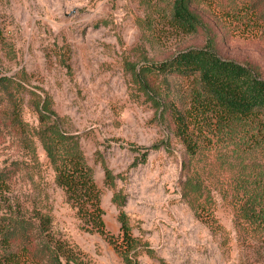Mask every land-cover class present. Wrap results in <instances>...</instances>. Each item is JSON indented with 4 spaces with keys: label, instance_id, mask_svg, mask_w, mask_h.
Here are the masks:
<instances>
[{
    "label": "rangeland",
    "instance_id": "374dc122",
    "mask_svg": "<svg viewBox=\"0 0 264 264\" xmlns=\"http://www.w3.org/2000/svg\"><path fill=\"white\" fill-rule=\"evenodd\" d=\"M171 1L0 0V75H16L25 84L24 119L31 126L39 124L34 92L51 98L94 169L106 228L115 235L121 224L113 194L126 196L139 264H264V222L242 223L237 215L246 188L261 181L264 188V142L242 140L233 148L226 138L211 151L207 175L221 229L211 227L182 196L186 154L171 131V115L157 116L132 73L203 45L209 33L222 56L254 66L264 78V0H193L204 23L193 34L174 25ZM171 86L184 92L187 81L174 78ZM37 152L39 168L17 135L0 127L7 204L17 203L19 194L31 209L50 214L53 232L75 244L88 264H126L105 236L77 217L38 141ZM203 157L196 160L200 171ZM103 164L116 177L115 189L105 184Z\"/></svg>",
    "mask_w": 264,
    "mask_h": 264
},
{
    "label": "trees",
    "instance_id": "16d2710c",
    "mask_svg": "<svg viewBox=\"0 0 264 264\" xmlns=\"http://www.w3.org/2000/svg\"><path fill=\"white\" fill-rule=\"evenodd\" d=\"M192 1L172 0L170 4L174 25L187 34L198 33L204 28L201 17L191 8ZM132 73L154 103L157 116L162 119L166 114L171 115V131L185 147L180 184L183 198L198 217L211 227L221 229L215 216L207 161L211 151L226 138L230 139V145H235L233 148L242 140L251 146L263 144L262 73L250 64L222 56L216 38L209 33L203 45L142 66L140 71L133 68ZM174 78L186 80L187 90L182 92L172 88L171 79ZM25 89V84L16 75H0V127L17 135L18 146L24 149L35 168L41 165L38 141L53 168L55 182L63 189L67 202L85 227L105 236L126 264H139V243L132 234L124 210L126 196L117 190L113 194L121 224V232L115 235L106 228L102 191L78 138L65 129L62 119L52 108L51 98L46 95L42 99L36 92L33 105L39 124L31 126L24 119L22 95ZM200 155L204 156L205 162L202 171L196 166ZM219 159L224 160V157L220 155ZM103 165L105 184L115 189L116 177L106 164ZM262 183L251 190L246 188V198L237 204V217L242 223L264 222ZM7 186L4 177L0 176V249L3 252L0 264H43L45 261L48 264H88L75 244L53 232L50 214L38 208L31 209V202L26 204L19 194L17 203L7 204L3 198V189Z\"/></svg>",
    "mask_w": 264,
    "mask_h": 264
}]
</instances>
